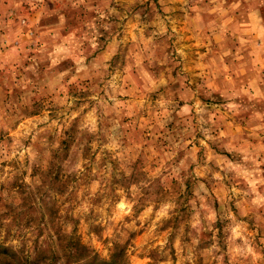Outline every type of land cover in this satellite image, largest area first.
<instances>
[{
  "label": "clouds",
  "instance_id": "1",
  "mask_svg": "<svg viewBox=\"0 0 264 264\" xmlns=\"http://www.w3.org/2000/svg\"><path fill=\"white\" fill-rule=\"evenodd\" d=\"M0 264H264V0H0Z\"/></svg>",
  "mask_w": 264,
  "mask_h": 264
}]
</instances>
